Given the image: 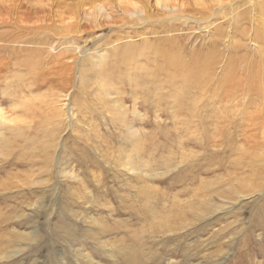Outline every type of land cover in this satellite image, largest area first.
<instances>
[{
    "label": "rangeland",
    "instance_id": "374dc122",
    "mask_svg": "<svg viewBox=\"0 0 264 264\" xmlns=\"http://www.w3.org/2000/svg\"><path fill=\"white\" fill-rule=\"evenodd\" d=\"M218 1L228 5L235 0H0V264H264V161H259L264 134H240L243 130L219 123L215 128L228 127L225 131L232 137L226 148L220 147L225 138L212 132L211 119L205 129L197 125L185 131L181 116L169 119L166 114L178 108L174 100L150 107L152 98L146 101L139 86L134 104L131 89L113 77L117 91L124 90L119 92L127 113L135 105L144 115L129 116L132 137L118 136L117 127L108 125L107 110L95 98L98 87L90 78L89 61L103 52L92 41L103 44L106 38L110 48L121 39L139 38L124 25L142 5L165 16L164 6L215 7ZM244 2L231 5L238 27L248 28L244 38H233L245 45L235 49L236 56H244V48L255 44L252 23L244 19L252 5L242 8ZM123 7L127 12H121ZM217 17L214 13L205 23L187 19L176 25L186 30L179 32L186 34L179 40L185 53L206 43L199 36H216ZM76 20L79 33L63 30ZM145 26L136 31L167 36L151 35ZM224 29L226 42L229 25ZM32 51L41 53L32 56ZM32 61L44 75L31 72ZM206 110L207 105L201 113ZM181 137L185 145L178 141ZM135 141L145 148L134 151ZM242 149L247 153L242 155ZM170 162L176 165L171 171L149 175V168L163 172ZM209 193L219 204L216 211L203 201ZM15 250L20 254L4 258Z\"/></svg>",
    "mask_w": 264,
    "mask_h": 264
},
{
    "label": "bare ground",
    "instance_id": "6f19581e",
    "mask_svg": "<svg viewBox=\"0 0 264 264\" xmlns=\"http://www.w3.org/2000/svg\"><path fill=\"white\" fill-rule=\"evenodd\" d=\"M90 1L96 2L99 0H90ZM233 2L241 4L244 1L235 0ZM233 2L231 1V3H229L228 5L227 4L221 5L220 1H218V4L220 3V5L217 4V6L215 7L206 6V5H203L202 3H199L201 4V5L198 4L199 6L198 5L192 6L191 4H181L180 3L178 5L176 4L175 6L177 8H174V9L173 8L168 9V7L164 6V8L168 10L167 15L165 16H160L158 13H153L150 10L151 7L150 9L148 8V5H142L140 8L136 9L134 13H131V16L133 14H136L135 17L130 16L131 17L130 19H127L126 18L127 16L123 17L127 19L125 21V24L127 25H124V26L130 29H133L134 32L132 31L131 33L133 35L139 36V38H133L134 36H132V38H129V35H130L129 34L127 36V38H129L128 40L120 42L123 39L121 40L119 39L120 40L119 43L116 42V44L114 43L111 44L109 46L110 48L107 47L110 41L107 42L106 38L105 39L102 38L105 40L103 44L102 42H100L101 44L99 43V41H101L99 39H95L92 41L93 45H96V47H101L102 48L101 50L103 51L101 53L97 52L95 54L94 62L89 61L90 65L92 64V66L90 67V71L92 72L91 73L92 77L90 78L92 79L93 83L94 82L96 83L95 84L96 87H98L97 88L98 90L96 89L98 92L96 93L94 92V95H95V98L98 99L99 104L101 105L102 109L107 110V113H108L107 117L109 118L108 125L113 126V127L116 126L117 127L116 129L118 130V132L121 129L126 130V132H124L125 134H123L122 130L119 133L117 132L118 136L122 135L124 137L127 136L128 138L130 136L132 137L134 134V127L132 125L131 118L129 119V116H132V118H137V119L143 118L144 119V115L136 112L137 108L135 105L134 107H132V110H131L132 112L129 111L130 113H127L128 109L127 107L124 106L123 101H122L124 99L120 95V92L124 93V90L118 89L120 92L117 91V88L115 87L116 85H114L113 77H116V79L120 81L119 83H126L125 84L126 86L124 87L131 89L130 92L133 93L132 98L134 100V104L138 102V96H140L141 94V90L137 89L139 86L142 87V92L147 94V97H144L146 101L148 98L149 99L150 97L152 98L150 101L153 104H151L150 107H153V108L159 107L160 104L169 103L171 102V100H174L173 102L177 104L178 108H172V110H168L166 114L169 117V119L170 117H176L178 119L181 116L182 119L185 120V126L183 128L185 131H188L192 128H196L197 125L203 126L202 128L205 129L208 126V119H211V123H212L211 126H214V130L212 132L218 134L220 137L225 138V140L220 141L222 144H224L223 146H220V147L226 148L231 143L232 137L225 131L226 129H228V127L229 128L233 127L236 132L238 131L241 132L243 130L241 133L239 132L240 134H243V132H246V131L248 132L255 131L254 134H257V135L258 133L264 134V0H260V1L252 0V4H250V1L247 0L242 5V8H246L252 5V9L250 13L248 14V16L244 17V19L248 24L252 23L251 39L255 43L254 47H251L249 45V49L247 47L244 48L245 55L242 54L244 56L234 55L235 49H236V52H238V50H241L243 48L244 44H242V42H239V41L235 42L236 40H233V38L235 37V35H238V34L244 38L248 32V28L246 27L240 28L237 25V21H234L233 16L235 13L233 9L235 8V6H231L234 4ZM175 6L173 5L171 7H175ZM98 7H101V6H97L96 9ZM121 9H123L121 11L122 13L127 12V8L123 7ZM209 12H213V14L216 13L218 16L217 18L220 19L219 22L214 25V30H215L214 33L216 34V36L214 35H211L210 37L208 36L206 37L205 35H204L205 37L199 36V40H203L206 43H204V45H201L200 47L198 46L197 48L191 49L188 53H185L184 47L181 45H180L181 47L179 46V40L182 41V39H185L186 34L179 33V32L186 31V30L183 27H176V25L182 23L183 21L185 22L187 19H192L194 21L201 20V22L205 23L206 21H208V18H210L213 15L212 13H209ZM129 13L130 12H128V15ZM197 15H199L200 17L199 18L196 17ZM96 16L95 14L93 15L94 17L93 22L96 26H98L96 23L98 18ZM180 20L181 22H178ZM99 21H100V18H99ZM143 24L146 25L145 27L150 26L148 28H149L151 35H158V34L164 33L167 36L166 37L164 36L149 37V36H146V34L148 35V33H146L143 30L137 32L136 29L140 28L138 26L143 25ZM227 24L230 27L231 36L225 42L224 38L227 37L228 33L227 34L225 33L226 30L224 29V25H227ZM79 26H80V23L79 21L76 20L69 26L64 27L63 30L67 32L79 33L78 30L75 31L76 29L79 28ZM101 26H104V24L100 23V27ZM120 27L121 26H118L117 28L119 29ZM135 27H138V28H135ZM46 28H44V30ZM112 28L114 27L113 26L109 27V29H112ZM41 29L42 28H40L39 30L41 31ZM48 30L52 32L56 31V29L54 28H48ZM217 36L221 38L219 39L217 38ZM129 40H132V41H129ZM196 44H198V42ZM220 45H223V48H226V49L221 51V48L219 47ZM40 53H41L40 51L29 52V54L30 55L32 54V56H36L35 54L39 55ZM224 53H226L227 56H224ZM90 55L92 56V54ZM237 57L241 58L243 62H238ZM33 62L34 61H32L31 63L29 62L31 67H33V71L31 72H34L35 70L34 73L38 75L39 77L40 75H44L45 71H40V70L38 71L37 70L38 68L37 67H36L37 69L35 68V65H33ZM24 64L28 66V62H24ZM41 81H44V79H42ZM105 82H107V84H105ZM40 83L36 85H39ZM32 84L34 83H31V85ZM138 92H140V94H137ZM205 100L207 101L205 102ZM198 102L202 104L198 105ZM126 104L127 103H125V105ZM206 105H207V110L204 115L201 113V111L203 110L204 107H206ZM182 109L185 110L186 112L182 113L181 112ZM68 118H71V116H68L67 120ZM82 119L84 118H81V120ZM219 123H224L228 127L223 125L225 127L221 126V128L220 127L215 128V125ZM175 124L176 123H173L174 126ZM177 125L179 124L177 123ZM176 127L177 126H175V128ZM0 135L2 136L1 132H0ZM3 137L4 136H2V139ZM245 137L247 138L248 136H245ZM182 138L183 137L179 138L178 141L180 142L181 145H185L184 140L180 141ZM150 139H151V136H150ZM8 140L10 141L9 138ZM155 140L153 142L161 143L158 140L157 141ZM207 141L209 142V144H212L213 146H216L217 144L216 141L212 140L211 142L210 139H207ZM149 142L151 143V141ZM225 142L227 143V145L225 144ZM133 145H134L133 146L134 151H137V152H140L144 147L143 146L144 144L142 145V143H140L139 141H135ZM202 146H206V143H203ZM152 149H150V151ZM241 151H243L242 155L247 153L246 150L242 149ZM3 152L5 151L3 150ZM180 153H183V152L180 151ZM183 154L181 157H183ZM121 157L123 158V155H121ZM169 159L172 160L171 157ZM131 161H128L129 164L131 163ZM139 161H141V159ZM259 161H264V156L259 157ZM135 162L136 161H134V163ZM125 164H128V163H125ZM131 165L133 167V161ZM175 166L176 165L172 164V162H170L169 164L166 163V167L164 168V171L163 172L160 171L157 173L153 172L154 170L153 168H149L148 170L149 175L151 176L154 174L159 175L165 172H169ZM133 170H136V167L133 168ZM203 185L204 184H202V187ZM207 193H204V194L207 195ZM206 197H208V200L206 201V198H204L203 201L205 203L206 202L210 203V206L212 204L214 206L213 208L215 209L213 211H216L217 210L216 208H218L219 204L218 203L215 204L212 202L213 196H211L210 193ZM198 207L199 206H197V208ZM171 227L172 226H170V228ZM175 228H176V225H175ZM166 229H168V227ZM138 235L136 236L138 237ZM18 254H20V251L15 250L12 253L10 252L8 255H4V258L9 259ZM84 258H88V255H85ZM63 260L64 258L62 257V261Z\"/></svg>",
    "mask_w": 264,
    "mask_h": 264
}]
</instances>
